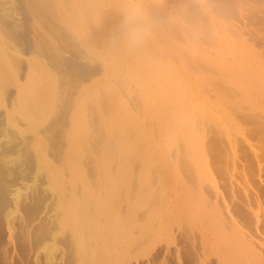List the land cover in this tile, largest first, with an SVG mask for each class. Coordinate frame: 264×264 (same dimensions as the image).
Masks as SVG:
<instances>
[{
  "label": "bare ground",
  "instance_id": "bare-ground-1",
  "mask_svg": "<svg viewBox=\"0 0 264 264\" xmlns=\"http://www.w3.org/2000/svg\"><path fill=\"white\" fill-rule=\"evenodd\" d=\"M263 172L264 0H0V264H264Z\"/></svg>",
  "mask_w": 264,
  "mask_h": 264
},
{
  "label": "clouds",
  "instance_id": "clouds-1",
  "mask_svg": "<svg viewBox=\"0 0 264 264\" xmlns=\"http://www.w3.org/2000/svg\"><path fill=\"white\" fill-rule=\"evenodd\" d=\"M140 16H141V12L139 10L136 9L130 10L126 14V25L128 27H132L139 20Z\"/></svg>",
  "mask_w": 264,
  "mask_h": 264
},
{
  "label": "rangeland",
  "instance_id": "rangeland-1",
  "mask_svg": "<svg viewBox=\"0 0 264 264\" xmlns=\"http://www.w3.org/2000/svg\"><path fill=\"white\" fill-rule=\"evenodd\" d=\"M245 160H246V159H245ZM247 160H248V159H247ZM243 161H244V159H243ZM244 163H245V162H244ZM244 163H243V164H244ZM246 164H247V165H246ZM248 165H249V163L246 161L245 166H248ZM249 167H250V166H249ZM249 167H247L246 169L248 170ZM249 169H250V168H249ZM251 169H252V168H251ZM251 169H250V170H251ZM250 170H249V171H250ZM251 172H252V170H251ZM263 173H264V172H263ZM261 175H262V178H263V177H264V174L261 173ZM263 179H264V178H263ZM256 184H258L257 180H256ZM263 191H264V189H263Z\"/></svg>",
  "mask_w": 264,
  "mask_h": 264
}]
</instances>
